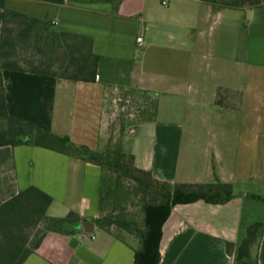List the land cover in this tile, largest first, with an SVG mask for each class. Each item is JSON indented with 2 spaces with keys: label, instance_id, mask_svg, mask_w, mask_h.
<instances>
[{
  "label": "crops",
  "instance_id": "obj_1",
  "mask_svg": "<svg viewBox=\"0 0 264 264\" xmlns=\"http://www.w3.org/2000/svg\"><path fill=\"white\" fill-rule=\"evenodd\" d=\"M6 8L91 36L100 56L94 82L5 70L9 114L102 151L113 96L147 92L155 115L123 133L136 165L172 185L229 183L235 195L176 205L160 264H237L247 228L264 220V205L251 197L264 196V4L215 10L205 0H123L115 10L110 0H0V35ZM101 180V167L78 156L0 147V204L37 186L53 197L50 216L81 218L75 233H48L23 264H134L137 241L95 223ZM253 257L264 264V233Z\"/></svg>",
  "mask_w": 264,
  "mask_h": 264
},
{
  "label": "trees",
  "instance_id": "obj_2",
  "mask_svg": "<svg viewBox=\"0 0 264 264\" xmlns=\"http://www.w3.org/2000/svg\"><path fill=\"white\" fill-rule=\"evenodd\" d=\"M117 10L123 0H110ZM215 10L263 5L264 0H205ZM91 36L57 27L47 18L6 8L0 35V147L32 144L78 156L99 165L102 180L99 195L100 216L95 223L113 230L122 239L135 237L134 264H160L163 228L173 208L203 200L223 204L235 197L233 187L221 181L211 183L170 184L157 180L150 170L139 168L134 155L123 146L127 126L155 115L156 104L147 92L127 91L134 107L119 112L120 133L110 135L102 151L77 146L68 137L36 128L9 114L3 72L5 70L55 76L81 82H94L98 76L100 56L93 50ZM122 103V105H124ZM141 197L140 221L119 219L116 212L124 204ZM264 205V196L251 195ZM53 197L37 186H30L0 204V264H23L50 232L75 233L80 216L53 217L48 209ZM110 207V208H108ZM264 233V220L247 228V235L237 251V264H260L253 251ZM229 252L233 244H228Z\"/></svg>",
  "mask_w": 264,
  "mask_h": 264
},
{
  "label": "rangeland",
  "instance_id": "obj_3",
  "mask_svg": "<svg viewBox=\"0 0 264 264\" xmlns=\"http://www.w3.org/2000/svg\"><path fill=\"white\" fill-rule=\"evenodd\" d=\"M122 96L121 93L117 92L113 98L117 99L119 98L118 96ZM123 98V97H122ZM114 99H112V106L110 107L109 110V121H110V128H111V134L110 135H115L116 137L120 133V129L122 127V120L119 118V111H117L114 107ZM4 124L3 120H0V126ZM142 207H143V202L141 200V197L137 196L134 198V200L129 201L127 204H124L122 207L118 209L116 212V215L119 216V219L127 220V221H140L142 218ZM110 208V207H108ZM127 238H131L129 235H126ZM135 240L136 238L133 237ZM137 241V240H136ZM137 243V242H136Z\"/></svg>",
  "mask_w": 264,
  "mask_h": 264
},
{
  "label": "built area",
  "instance_id": "obj_4",
  "mask_svg": "<svg viewBox=\"0 0 264 264\" xmlns=\"http://www.w3.org/2000/svg\"><path fill=\"white\" fill-rule=\"evenodd\" d=\"M138 42L139 43H141L142 42V37H139L138 38ZM125 102V104L124 105H122V103H124ZM114 103H115V108H116V110H118V111H125V110H128L129 108H131V116L133 117L134 116V114H133V112H134V107H130V105L132 104V102L130 101V99H127V100H124V98H122V97H119V98H117V99H115L114 100ZM134 131H135V129L133 128V127H131L130 128V133L132 134V133H134Z\"/></svg>",
  "mask_w": 264,
  "mask_h": 264
},
{
  "label": "water",
  "instance_id": "obj_5",
  "mask_svg": "<svg viewBox=\"0 0 264 264\" xmlns=\"http://www.w3.org/2000/svg\"><path fill=\"white\" fill-rule=\"evenodd\" d=\"M87 225H91L92 226L91 229H93V223L92 222H87Z\"/></svg>",
  "mask_w": 264,
  "mask_h": 264
}]
</instances>
